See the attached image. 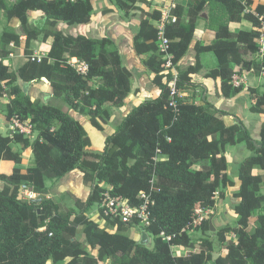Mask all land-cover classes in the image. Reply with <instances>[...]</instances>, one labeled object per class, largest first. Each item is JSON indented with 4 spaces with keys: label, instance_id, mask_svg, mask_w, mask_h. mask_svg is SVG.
I'll use <instances>...</instances> for the list:
<instances>
[{
    "label": "trees",
    "instance_id": "obj_1",
    "mask_svg": "<svg viewBox=\"0 0 264 264\" xmlns=\"http://www.w3.org/2000/svg\"><path fill=\"white\" fill-rule=\"evenodd\" d=\"M114 1L126 17L141 12L133 48L137 55H150L144 66L153 74L160 95L134 107L98 151L92 148L83 125L68 111L32 99L22 86L46 79L53 97L89 117L98 131L108 123L102 119V115L109 117L106 105H126L133 74L113 41L74 37L58 29L60 23L69 27L89 24L92 0H0L4 16L20 22L17 31L8 27L0 35V103L8 90L7 121L15 114L30 119L37 134L32 139L0 132V160L16 164L11 174H0L4 185L0 188V264H264V176L254 173L256 167L264 171V124L260 141H255L240 119L227 126V112L207 102L198 105L185 96L194 86L193 76L203 69L201 54L211 52L218 66L205 76L220 81L217 95L230 99L246 90L255 102L252 112L264 114V92L234 85L236 67L256 75L264 73V57L247 60L260 50L264 5L251 0H189L186 7L175 4L171 14L177 21L166 25L165 37L170 40L176 78L171 70L166 72L165 56L158 46L155 24L162 13L141 10L139 0ZM32 12L42 13L45 28L38 29L30 22ZM205 14L206 26L216 38L208 46L197 43L196 63L180 68ZM244 20L252 24L251 30L230 31V23ZM40 35L52 43L45 56L33 60L28 50ZM22 37H26L28 61L14 72L5 60L11 54L10 45L19 47ZM73 59L87 65L85 73L71 63ZM238 144H244L252 154L238 168L240 187L234 195L239 200L234 206L237 227L217 232L219 250L206 239L199 252L174 255L176 246L193 247L192 231H212L209 218L194 227L195 212L215 210L217 194L223 199V190L234 186L226 150ZM14 145L32 152L31 167L23 168V154L15 151ZM76 170L83 173V184L91 191L85 202L70 192L67 196L75 208L46 197L47 181H60ZM24 187L41 201L21 199ZM106 193L133 208L142 205L143 194L149 195L154 203L149 225L124 223L105 216L102 210L100 220L94 221L90 209L99 208ZM138 231L148 234L147 245L135 239ZM79 233L85 236L84 242L78 240ZM231 233L234 241H228ZM216 253L219 257L214 259Z\"/></svg>",
    "mask_w": 264,
    "mask_h": 264
},
{
    "label": "crops",
    "instance_id": "obj_2",
    "mask_svg": "<svg viewBox=\"0 0 264 264\" xmlns=\"http://www.w3.org/2000/svg\"><path fill=\"white\" fill-rule=\"evenodd\" d=\"M254 4L264 5V0H251ZM93 3V12L92 19L89 24L86 25H78L69 27L65 23H60L58 26L59 30L64 31L66 34L72 35L74 37L77 36H85L94 39H103L109 38L114 43V48L118 50V52L122 56V60L124 65L133 73V72H144L149 78L153 80V74L146 69L144 66V61L149 58V54L145 55H137L133 48V40L135 35L137 34L140 26V20L135 17L137 14H140V11L132 12L130 17H126L125 14L120 11L116 5L114 0H92ZM189 3V0H139L137 3V7L144 11H154L158 10L164 14L165 11H168L175 4H180L186 7ZM249 9H252L250 7ZM108 10L107 14L103 12ZM207 13V11H206ZM43 15L40 12H32L29 16V20L31 23L38 19H43ZM45 19V18H44ZM207 23V15L205 14L199 21L198 27L195 32L194 42L191 45V48L187 54V56L180 62L179 67L184 68L189 65H194L196 63V50L195 45L197 43L201 45H211L216 38V33L206 26ZM159 25V21L155 24ZM20 26V22L17 18H13L12 20H8L2 11H0V35L2 32L11 27L14 30H18ZM62 28H65L66 31ZM229 29L233 33H238L242 30L249 31L252 29V24L246 20L241 23H230ZM52 40L49 45H51ZM26 48V37H22L21 45L16 47L14 45H10L9 50L11 54L9 58H13L14 52L16 49H21V54L18 55L19 65L15 68L14 72H16L24 63L28 61V56H26V61H21V57L23 55ZM261 48V46H260ZM50 49V46H49ZM49 51V50H48ZM47 51V53H48ZM47 53H43L45 56ZM33 56H37L33 54ZM42 57V56H40ZM262 58L260 50L258 55H250L247 60H254L256 58ZM25 58V57H24ZM203 69L202 71L193 76V84L192 89L185 94L190 101L196 102L198 105L204 104L205 102L212 104L215 108L227 112L229 115L224 117V122L227 126L234 125L236 119H240L245 127L250 132L252 138L255 141H260V133L262 126L264 124V114H255L250 111L252 105L255 103L254 99L250 92L244 90L237 96L227 99L223 96L217 95V88L220 85V81H215L212 78H207L205 75L208 71L216 68L218 66V61L216 56L211 52H206L201 54L200 56ZM75 59H73V62ZM6 64L10 67V65L5 61ZM176 71V69H175ZM237 75L234 78V85H243L245 87H251L259 92H264V73L261 75H256L252 70L242 69L241 67H236ZM141 74V73H139ZM137 76H134L136 80ZM24 85V84H23ZM22 85V86H23ZM24 88V87H23ZM32 99H45L46 102H52L58 99L53 97L52 88L50 83L41 80L30 83L27 92ZM155 98L160 95V91L158 88L155 89ZM140 95V93L138 94ZM132 94L129 96V100L122 108H114V114L117 117L110 120L106 125H104L103 131H98L95 129L91 123L89 117L80 115L75 111H68L69 114L76 120H78L84 127L88 136L92 142V148L98 151H101L105 147L106 138L115 133L118 125L121 121L132 111V109L138 106L140 103H137L135 100H130ZM7 97V95L5 96ZM4 97V98H5ZM3 98V99H4ZM154 98V99H155ZM3 99H1L0 103V132L4 136H9L12 134L10 130V124L6 118V107L2 110L1 104L3 103ZM10 99L8 100V104ZM118 118V119H117ZM9 132V134H8ZM14 150L21 152L23 154L24 162L28 161L29 165L24 167L25 169L31 167L34 162V157L31 151L24 152L20 145L14 146ZM27 153L28 155H26ZM251 152L247 150L244 144H238L236 146L228 147L226 150L227 162H228V175L231 181H233L234 186L228 187L223 190L225 197L223 200H228L231 197L236 199V204L238 203V199L234 196L240 187V181L238 180V168L241 162H243L246 158L251 156ZM27 158H29L27 160ZM16 168V164L14 162H7L0 160V174H11L12 171ZM231 168H234L235 175L232 176L230 173ZM254 173L257 175L264 176V171L260 168L256 167ZM47 187L49 188V193L46 195L47 198L56 199L57 191L59 193H72L75 197L79 198L81 201L85 202L89 195L90 189L83 184V173L79 170L73 171L66 175L63 179L57 182L47 181ZM55 187V191L51 188ZM219 194H217L218 198ZM235 204V205H236ZM221 205V204H220ZM222 207V206H221ZM221 207L219 206V200L217 202L216 208L213 211H220ZM223 210V209H222ZM95 217L98 216L97 211H90ZM136 239V238H135ZM185 250L184 247L176 246L173 248L174 252H178L176 256H183L182 251ZM48 264H52L49 262ZM109 264V263H106Z\"/></svg>",
    "mask_w": 264,
    "mask_h": 264
},
{
    "label": "rangeland",
    "instance_id": "obj_3",
    "mask_svg": "<svg viewBox=\"0 0 264 264\" xmlns=\"http://www.w3.org/2000/svg\"><path fill=\"white\" fill-rule=\"evenodd\" d=\"M9 1L14 2L15 0H9ZM135 17H137L140 20V14H137ZM262 19H263V17H262ZM46 26H47V22L45 21V25L43 28H45ZM62 29H64L66 31L65 28H62ZM51 40L52 39L45 40L44 36L40 35L37 40L32 42V44L28 50L29 53H32V55L35 54L39 57L43 56V53H47V51L49 50V46H50L49 43ZM21 52H22L21 49H16L14 52L13 58L8 57L5 60L10 65L11 70H14L19 65V61L17 58H18V55L21 54ZM26 56L27 55L24 52L25 58L22 55V57L20 58L21 61H26V59H27ZM74 62H73V60L71 61L72 64ZM139 73H141V74H139ZM132 74H133V87H132V92H131L132 98H130V100L136 99L135 101L137 103H142V102L147 101V100H153L155 98V95H156L155 89L157 87L154 85L152 79L149 78L144 72L142 73V72L136 71V72H133ZM175 74L176 75L178 74L177 71H175ZM134 76H137L136 80L134 79ZM96 84H98V83L93 82L94 86H96ZM139 93H140V95H138ZM8 95H9V92L7 90V97H5L2 100L4 103V104H1L2 110L5 108L6 105H8V100L10 99V97ZM128 100H129V98H128ZM41 101H42V103H45V104H51V105L60 107L61 109L65 110V111H70L69 106L62 99H58V100H55L52 102H48V101L46 102L45 99L41 98ZM105 109L108 112V115L110 118L108 117V119H107V117L105 115H102L103 120H105V121L108 120V122H109L113 118L117 117V115H115L113 117V114L115 111L111 105H106ZM250 111L252 112L251 109H250ZM252 113H254V112H252ZM101 122H103V121L101 120ZM104 124H105V122H104ZM8 134H9V132H8ZM14 146H17V145H14ZM25 154L28 155L27 153H25ZM28 159L29 158H27V160ZM26 165H29L28 161H26V163L25 162L23 163L24 167H27ZM230 173L232 174V176L235 175L234 168L233 169L231 168ZM3 187H4L3 183L0 182V188L2 189ZM51 189L55 191V187L52 186ZM56 191H57V193H56L57 198L54 199L56 202H64L68 207L75 208V204L73 203L72 200H70L69 196H67V192L66 193L64 192L61 194L58 192V190H56ZM24 193L25 192L22 191L21 199L27 200ZM33 199H38V196H36ZM217 199L219 200V206L220 207L222 206V207H221L220 211H214V214L208 217L212 221V224H213V227L215 228V230L210 231V232H206V233H202L200 230L192 231L190 235L193 239V247L192 248H185V250L182 251V254L184 256H188L191 253L199 252L203 246L204 240H206V239L210 242H213L215 249L219 250V244H218V240H217V232L220 231L221 229L227 227V226H230L233 228L237 227V219L238 218L234 212V206L237 202L236 199H234L232 197L228 200H223V201H221L220 198H217ZM97 209H98V207H93L92 209H90V211H92V212L97 211ZM89 214L94 221L100 220L99 217L96 218L95 215H93L91 212ZM77 238L80 242H84V240H85V236L82 233H79ZM135 238H136V240L141 239L140 231H138V233L135 234ZM234 240H235V235L233 233L229 234L228 235V241H234ZM150 245H153L152 240H151ZM90 253L93 254V252H91V251H90ZM176 254H178V252H174V255H176ZM216 254H218V253H216Z\"/></svg>",
    "mask_w": 264,
    "mask_h": 264
},
{
    "label": "built area",
    "instance_id": "obj_4",
    "mask_svg": "<svg viewBox=\"0 0 264 264\" xmlns=\"http://www.w3.org/2000/svg\"><path fill=\"white\" fill-rule=\"evenodd\" d=\"M74 1V0H71ZM172 6L168 11H165L162 15L161 20L159 21V25L157 28L159 29V40L158 46L160 52L165 56L166 60V69L168 72L169 70L175 74V68L172 64V56L169 53V44L170 40L165 37V27L167 24L175 23L177 18L171 14ZM264 27V22H263ZM264 31V29H263ZM260 53L262 58L264 57V35L260 39ZM43 57V56H42ZM42 57L33 56V60L37 59L40 60ZM1 60V56H0ZM73 65L82 73H85L87 70V65L85 63H81L77 60L73 63ZM177 78V75H174ZM175 78V79H176ZM10 130L12 134L18 133L23 134L26 137L35 139L37 134L35 132V126L31 123L30 119H23L19 115H14L10 120ZM25 192L24 195L27 200H32L37 195L30 192L26 187L23 188ZM143 203L138 208L131 207L127 201L119 198L113 197L109 193L104 195V200L100 207L98 208V216L100 215V211L104 213L105 216H110L113 219H118L124 223H130L133 221H138L140 225L147 226L149 225L150 221V207L154 204L150 201L149 195L143 194L142 195ZM213 210H205L199 209L195 212L193 225L194 227L199 226L205 219H208L209 216L213 215Z\"/></svg>",
    "mask_w": 264,
    "mask_h": 264
},
{
    "label": "water",
    "instance_id": "obj_5",
    "mask_svg": "<svg viewBox=\"0 0 264 264\" xmlns=\"http://www.w3.org/2000/svg\"><path fill=\"white\" fill-rule=\"evenodd\" d=\"M35 27H37L38 29H43L44 25H45V19H38L34 22ZM44 81H47L46 79H43ZM30 83H25L23 85L24 87V91L27 92V88L29 86ZM41 199H33L32 202H40ZM215 228L212 226V231H214ZM149 243V236L146 232H142L141 235V244L142 245H147ZM219 257L218 254H214V259H217Z\"/></svg>",
    "mask_w": 264,
    "mask_h": 264
}]
</instances>
